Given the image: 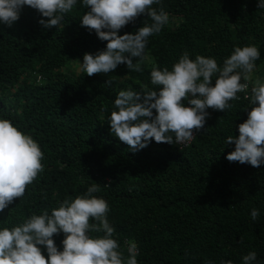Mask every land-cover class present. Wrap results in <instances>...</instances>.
Returning a JSON list of instances; mask_svg holds the SVG:
<instances>
[{
	"label": "trees",
	"instance_id": "1",
	"mask_svg": "<svg viewBox=\"0 0 264 264\" xmlns=\"http://www.w3.org/2000/svg\"><path fill=\"white\" fill-rule=\"evenodd\" d=\"M153 7H163L172 19L148 38L146 51L161 69L184 52L222 64L236 46L254 44L261 51L254 76L264 77V9L258 0H162ZM84 12L78 4L59 27L45 28L39 21L50 18L24 6L11 26L0 23V116L30 134L44 154L43 171L0 212V227L51 212L95 183L99 191L93 195L108 202L120 250L127 256L134 240L138 264H242L250 251L257 253L255 264H264V164L226 158L235 143L225 141L239 135L249 100L238 93L231 108H209L204 127L193 130L185 147L153 139L133 151L111 133L108 119L119 90L155 87L152 64H143L142 72L126 64L92 76L78 71L85 53L107 44L81 25ZM151 22L142 13L120 34ZM253 208L260 210L257 220L250 216ZM53 238L62 250L65 234Z\"/></svg>",
	"mask_w": 264,
	"mask_h": 264
},
{
	"label": "clouds",
	"instance_id": "2",
	"mask_svg": "<svg viewBox=\"0 0 264 264\" xmlns=\"http://www.w3.org/2000/svg\"><path fill=\"white\" fill-rule=\"evenodd\" d=\"M161 3L162 0H0V23L11 26L19 19L22 8L30 6L42 17L50 18L39 21L45 28L59 27L66 14L82 5L85 12L81 25L94 30L107 44L96 53H85L78 71L92 76L126 64L129 71L142 72L143 64H152L153 89L145 84L139 91H118L108 119L111 133L133 151L147 147L153 139L157 143L187 145L194 137L193 130L204 127L209 108L225 111L232 107L230 101L239 99L238 93H244L251 110L238 126L239 135L227 136L226 145L234 142L235 148L226 158L253 167L264 164V77L254 76L260 48L254 44L236 46L222 64L211 56L196 55L193 59L184 52L171 68L161 69L146 51L148 38L172 23L163 7H153ZM258 8L264 9V0H258ZM142 13H147L152 22L121 35L120 30ZM126 78L127 75L123 79ZM43 155L30 134L0 116V212L14 198L23 197L27 186L43 171ZM98 191V184H91L83 195L65 198L51 212L33 213L19 224L0 227V264H138L137 243L128 241L127 256L120 250L115 228L108 219V202L93 195ZM250 216L257 220L260 210L253 208ZM61 231L65 234L62 250L53 238ZM256 261V251L242 257V264Z\"/></svg>",
	"mask_w": 264,
	"mask_h": 264
},
{
	"label": "built area",
	"instance_id": "3",
	"mask_svg": "<svg viewBox=\"0 0 264 264\" xmlns=\"http://www.w3.org/2000/svg\"><path fill=\"white\" fill-rule=\"evenodd\" d=\"M193 134H194V131H193ZM193 138H194V137H193ZM192 140H193V139H192ZM192 140H191V142H192ZM191 142H190V143H191ZM190 143H188V144H190ZM188 144H187V145H188ZM180 145H181L182 147L187 146V145H182V144H180Z\"/></svg>",
	"mask_w": 264,
	"mask_h": 264
}]
</instances>
